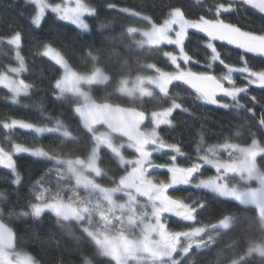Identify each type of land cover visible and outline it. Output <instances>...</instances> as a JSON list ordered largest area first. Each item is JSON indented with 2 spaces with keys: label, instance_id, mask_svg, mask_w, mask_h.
Returning <instances> with one entry per match:
<instances>
[{
  "label": "trees",
  "instance_id": "1",
  "mask_svg": "<svg viewBox=\"0 0 264 264\" xmlns=\"http://www.w3.org/2000/svg\"><path fill=\"white\" fill-rule=\"evenodd\" d=\"M93 9L86 16L87 29L77 30L49 16L42 32L36 34L30 24L31 3L25 0H0V39L19 36L15 47L0 41V76L24 61L20 75L29 87L26 94L12 101L11 94L0 87V150L11 152L24 146L45 153L42 157L15 155L14 172L0 167V221L15 235V249L30 255L38 264H113L103 257L94 241L84 236L72 223L63 224L55 214L45 211L33 215L34 207L66 200L79 202L74 178L63 164L65 159L86 157L91 138L83 131L73 114L79 104L76 96L59 94L57 84L61 69L42 55L49 45L60 52L78 73H91L101 68L106 81L84 86L93 102L110 103L141 112L166 110L177 105L170 124L159 129V136L188 155L208 145H250L257 142L263 153L256 158L264 174V58L245 53L223 40H209L196 29L184 32L182 51L188 62L178 61L192 74L222 77L231 70L236 98L223 108H214L181 83L169 85L164 94L155 89L151 98H130L119 92L123 80L147 77L155 70L172 73L174 67L166 55H178L173 43L139 46L138 30L151 24H162L174 11L188 21L221 22L234 30L264 38V14L238 0H80ZM59 0H51V3ZM224 5V8L220 6ZM219 13V15H217ZM223 41V43H221ZM211 42V43H210ZM215 44L209 51L207 45ZM260 53H264V45ZM223 64V67L221 66ZM261 74L259 83L248 81V74ZM12 120L37 127L62 128L45 134L27 132L6 125ZM112 162L101 167L117 176ZM235 180V179H234ZM74 195V196H73ZM191 201L201 203L196 219L213 225L229 217L226 229L209 233L193 248L181 264H264V255L249 250L264 245V218L251 208L234 205L229 199L208 192H195Z\"/></svg>",
  "mask_w": 264,
  "mask_h": 264
},
{
  "label": "rangeland",
  "instance_id": "2",
  "mask_svg": "<svg viewBox=\"0 0 264 264\" xmlns=\"http://www.w3.org/2000/svg\"><path fill=\"white\" fill-rule=\"evenodd\" d=\"M25 1L31 3L32 5L34 2H40V0ZM238 1L248 6V4L245 3V0ZM56 3L52 4L55 5ZM250 3L252 5L258 6L259 8H264V0H250ZM63 7L69 9L67 14L70 18H76L79 23L83 25H86L85 17L93 14V9L80 0H71V3H69V0H63ZM86 29L87 27L84 30ZM188 29H196L204 33L207 37H209L210 41L218 39L230 42L232 45L241 49H245L249 53L252 51L261 52V49L264 45V38L262 37H255L251 34H246L238 30H234L221 22L188 21L183 18L182 14L179 11H174L170 15V17L162 24H151L148 29L138 30L140 36L142 37V40L138 42L139 46L153 47L163 42L173 43L175 45L178 51V55L170 57L169 55H166L175 69L174 72L166 73L155 70L156 73L147 77H137L131 80H123L120 84L119 92L130 98H151L155 89H159L165 94L168 91L169 85H171L168 82L172 77L192 74L187 68L181 67L178 62H188V58L183 53L181 47L184 32ZM0 41L13 45L15 47H19L20 45V39L18 35L12 38L0 39ZM46 52L48 53V55H45ZM42 55L61 69V77L57 84L60 95H74L78 98L79 104L94 101L93 98L82 88L84 86L102 84L106 81V75L101 68L96 67L91 73H78L69 66L68 62L64 59V57L58 50L49 45L44 46ZM18 61L19 64L17 67L10 69L8 73L0 76V87L6 89L11 94L12 101L14 102L17 101L18 97L26 94L29 90V87L23 84V82L20 80V75L24 72L25 69L24 61L21 56H18L17 62ZM229 72L231 73H227L222 77H214L221 83H223L227 88L236 92L237 87H234L232 73H237L238 70L229 69ZM248 76V81L259 83L262 75L256 73L248 74ZM173 105L174 106L166 110L151 111L150 113H148V124L149 127L153 129V131L151 132L152 136L158 137L157 134H154V130L157 128L166 127L170 124L171 114L177 108L176 104ZM6 126L11 128H19L21 130L36 133L39 135L52 131H60L62 135H67V132L62 128L58 129L51 127H37L17 120H12ZM167 148L168 147H166L165 149ZM176 150L177 149L175 148V156H180L181 153ZM37 153L41 154L37 155ZM262 153L263 149L258 145L257 142H252L250 145L246 146H239L235 144L203 146L198 149V153L194 156L198 158L197 160L200 161L198 164L202 165L205 175L204 178L198 179L196 181L195 186L204 187L207 190H210L211 194L219 198L233 199L241 192L256 187L260 178L264 177L263 172H261L256 166V158ZM21 154L37 157H42L45 155V153L40 150H32L24 146H14L12 151L8 153L0 150V167L11 169L14 172L15 170L13 167L12 157ZM74 160V158L65 159L63 161V164L73 175L77 186H85L83 181L85 171L83 169L93 171L98 170L96 168V162L91 158L86 159V166H84V168L82 169L81 167H78L74 164ZM179 172V166L173 167L172 175L176 176L177 178L176 185L181 184ZM88 202L89 204H91V202L93 201L89 199ZM94 202H98L100 207H102L101 205L107 207V205L100 202L99 200ZM73 204H71L70 202L62 203L60 201H55L42 205L40 207H34L32 213L35 216H39L41 213L48 211L55 214L57 217L73 216V214H79L83 216L82 213L84 212L83 210L85 206H75V204ZM130 206L131 204L129 202L127 204V207ZM36 208L41 209V211L37 213ZM63 208H66L69 211H64ZM86 209L88 208L86 207L85 211ZM107 211L108 209L103 213L100 212V218L104 219ZM101 224L102 223L94 227L95 231L102 229ZM91 229L93 230L92 227ZM147 229L148 226H145L144 230ZM93 237L96 241L95 244L97 245L99 252H101L100 254H102L103 257L105 256L106 258L110 259L113 264H181V261L185 256L184 251L181 255H179V257L175 258L172 261L159 263L154 262L153 260L146 257H122L113 246V244L115 243L122 245L123 247L125 246V243L122 242L119 236V238L113 237L112 235H106L103 238H98L97 236ZM126 240L131 244H137L141 239L133 241L126 238ZM249 251L258 255H264V245L257 244ZM12 256L23 260L25 262L24 264H38L30 255L16 249L13 252H9L0 245V264H20L13 262Z\"/></svg>",
  "mask_w": 264,
  "mask_h": 264
},
{
  "label": "flooded vegetation",
  "instance_id": "3",
  "mask_svg": "<svg viewBox=\"0 0 264 264\" xmlns=\"http://www.w3.org/2000/svg\"><path fill=\"white\" fill-rule=\"evenodd\" d=\"M232 101H224L221 108L228 106ZM145 114L146 123L141 127V131L150 140L147 146L116 136L103 126L91 129L88 133L91 138L89 153L86 157L76 156L74 159L81 157L86 166V159L91 158L96 162L98 170L82 168L85 171L83 176L85 186H77L74 179L79 202L75 204L71 201L75 206L82 205L88 209L85 211L84 208L83 216L73 214V216L56 217L63 224L72 223L80 233L94 243L96 241L93 236L98 238L106 235L119 236L125 246L111 244L122 257H146L159 263L162 261L153 257L127 252L134 248L161 244L176 249L175 257L169 261L185 251L184 259L193 248L205 240L209 233L217 231L209 230L211 225L196 219V212L202 205L191 201L190 198L195 192L209 193L210 190L195 186L196 181L204 178L205 175L202 165L198 164L200 162L198 158L194 155H186L175 145L164 142L159 136L160 128L154 130V134L158 137L152 136L153 129L148 124V113ZM166 147L168 148L165 149ZM174 147L181 153L180 156H175ZM107 161L112 162V167L116 166V171L119 173L117 176H112V173L101 167V163ZM176 166L180 167L181 184L178 185H176V176L172 175L173 167ZM191 169H194L195 173L188 179L187 171ZM89 199L93 201L91 204L88 202ZM97 200L107 207L103 205L100 207L98 202H94ZM60 202L69 201L66 198V200L61 199ZM129 202L131 206L127 207ZM107 209L104 219L100 218L99 214ZM63 210L69 211L66 208ZM100 223L102 229L95 231L94 227ZM145 226H148L147 230H144ZM126 238L133 241L141 240L137 244H131ZM14 250L15 247L9 252ZM12 260L22 264L21 259L17 257L12 256Z\"/></svg>",
  "mask_w": 264,
  "mask_h": 264
},
{
  "label": "water",
  "instance_id": "4",
  "mask_svg": "<svg viewBox=\"0 0 264 264\" xmlns=\"http://www.w3.org/2000/svg\"><path fill=\"white\" fill-rule=\"evenodd\" d=\"M168 83L183 84L214 108H221L224 101H232L236 98V92L227 88L213 75L186 74L174 76ZM217 104L220 106H216ZM73 114L79 121L81 129L86 133H90L93 127L103 126L110 133L139 145L147 146L150 142L141 131V127L146 123V114L135 108L110 103L89 102L73 107ZM74 164L83 168L85 161L81 157H77ZM194 173V169L188 170L187 178L190 179ZM232 203L238 207L251 208L259 218H264V177L260 178L256 187L238 194ZM228 222L229 217H226L224 220L211 225L209 230L226 229ZM0 245L8 251L15 247L13 230L2 221H0ZM127 253L149 256L158 261L166 262L175 257L176 249L168 245L156 244L152 247L134 248ZM20 262L24 264V261L21 260Z\"/></svg>",
  "mask_w": 264,
  "mask_h": 264
},
{
  "label": "snow or ice",
  "instance_id": "5",
  "mask_svg": "<svg viewBox=\"0 0 264 264\" xmlns=\"http://www.w3.org/2000/svg\"><path fill=\"white\" fill-rule=\"evenodd\" d=\"M69 3H71V0H69ZM245 3L248 4L249 7H253L254 10L261 12L264 14V8H259L258 6L252 5L250 3V0H245ZM34 11L31 16L30 24L32 25V28L35 30L34 32L36 34H39L42 32L43 26L46 22V19L51 15L55 17L58 21L62 22L63 24H68L72 26L73 28H77L79 31H83L87 26L80 24L79 21L76 18H70L68 16V8L63 7V0H59L55 5L51 3V0H40L39 3H33L32 5ZM221 8H224V5L220 6ZM219 15V13H217ZM223 43V41H221ZM210 53L212 50L215 49V44H208L207 45ZM242 53H245L241 56V62L243 64L247 63L248 60V54H251L254 57H260L264 58V53H260L257 51L247 52L245 49H240ZM45 55H48L46 52ZM223 67V64H221ZM216 106H220L217 104ZM41 153H37V155H40ZM41 209L36 208V212L39 213Z\"/></svg>",
  "mask_w": 264,
  "mask_h": 264
},
{
  "label": "clouds",
  "instance_id": "6",
  "mask_svg": "<svg viewBox=\"0 0 264 264\" xmlns=\"http://www.w3.org/2000/svg\"><path fill=\"white\" fill-rule=\"evenodd\" d=\"M232 264H236V262H235V261H233V262H232Z\"/></svg>",
  "mask_w": 264,
  "mask_h": 264
}]
</instances>
